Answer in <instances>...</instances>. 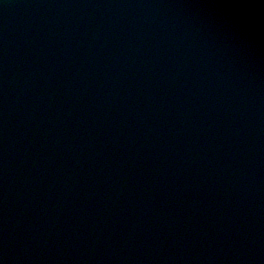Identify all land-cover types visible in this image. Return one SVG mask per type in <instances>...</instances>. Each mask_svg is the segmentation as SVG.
I'll list each match as a JSON object with an SVG mask.
<instances>
[{
    "label": "water",
    "instance_id": "95a60500",
    "mask_svg": "<svg viewBox=\"0 0 264 264\" xmlns=\"http://www.w3.org/2000/svg\"><path fill=\"white\" fill-rule=\"evenodd\" d=\"M0 264H264V0H0Z\"/></svg>",
    "mask_w": 264,
    "mask_h": 264
}]
</instances>
